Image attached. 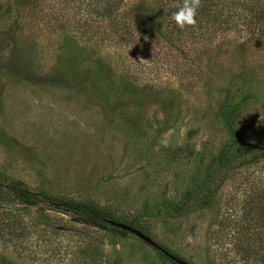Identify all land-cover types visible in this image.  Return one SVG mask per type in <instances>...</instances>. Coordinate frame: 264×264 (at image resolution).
Wrapping results in <instances>:
<instances>
[{
    "label": "rangeland",
    "instance_id": "374dc122",
    "mask_svg": "<svg viewBox=\"0 0 264 264\" xmlns=\"http://www.w3.org/2000/svg\"><path fill=\"white\" fill-rule=\"evenodd\" d=\"M126 1L121 18L144 33L131 44L81 0H0V181L93 199L128 221L197 188L187 215L141 225L192 264H246L239 226L220 222L264 230V151L253 147L264 142V26L196 41L160 24L152 0ZM239 82L258 87L239 124L249 148L199 187L230 141L219 112ZM4 196L0 264H177L129 231Z\"/></svg>",
    "mask_w": 264,
    "mask_h": 264
},
{
    "label": "trees",
    "instance_id": "16d2710c",
    "mask_svg": "<svg viewBox=\"0 0 264 264\" xmlns=\"http://www.w3.org/2000/svg\"><path fill=\"white\" fill-rule=\"evenodd\" d=\"M22 1L26 5H31L33 1L37 2V0ZM184 3L185 0H152L150 12L157 17L160 24L162 23L161 20L166 23L165 25H167L168 31L170 30L172 35L178 36L189 32L193 35L192 37L196 38V41H202L205 38H217L222 32L226 35L231 31L240 32L242 30L248 31L249 35L253 37L261 36L259 33L262 32V26H264V0H199L195 23L191 25L185 24L181 28L173 19V14ZM81 4L80 6L88 10L89 14L94 11L100 20L105 21V29L112 39L119 37L121 41L124 39L131 44L132 42L140 41V37L144 36L143 31L138 33L134 31L133 23L131 24L121 18V9L127 4L126 0H81ZM74 23L81 28L86 22L80 19L75 20ZM135 25L139 26V24ZM134 32L137 34L135 35ZM257 91L258 87L252 83L239 82L224 100L219 112V121L230 133L231 138L207 167L199 187L201 183H207L211 177L216 178V174L221 167L228 164L231 160H235L238 154L241 156L242 154L239 151L249 148L243 139L239 124L246 108L258 99ZM249 146H252V144ZM253 147L258 148L262 152V150L264 151L262 149L264 148V142ZM244 159H246L245 162L252 161L251 163L254 165L260 164L257 157L251 160ZM197 191V188H187L177 201L164 202L147 208L138 213L131 221L108 210L93 199H78L71 196H58L49 192L34 191L19 182L0 181V204L3 201H7L4 195H9V199H12V202L16 204L44 206L46 209L56 210L69 215L73 221L88 226L127 231L112 225L110 221L113 220L129 224L149 235V230L140 223L142 218L165 220L175 215H187ZM257 212L263 215L262 218L264 220V202L259 205ZM229 216L227 214L224 217L226 222L221 220L220 227L222 229L220 230L224 231L232 225L239 226L241 232L236 241V255L246 264H264V230L263 233H260L259 229L251 226V224L227 223ZM220 237H224V234H221ZM162 246L176 257L186 260L178 251L171 249L167 243H163ZM157 251L163 258L173 260L161 251Z\"/></svg>",
    "mask_w": 264,
    "mask_h": 264
},
{
    "label": "water",
    "instance_id": "95a60500",
    "mask_svg": "<svg viewBox=\"0 0 264 264\" xmlns=\"http://www.w3.org/2000/svg\"><path fill=\"white\" fill-rule=\"evenodd\" d=\"M110 223L114 226H117L121 229L127 230L133 234H135L136 236H138L139 238H141L142 240H144L145 242H147L148 244H150L151 246H153L154 248H156L157 250L161 251L162 253L166 254L167 256H169L171 259H173L176 263L178 264H192L187 260H183L180 259L178 257H176L175 255H173L171 252H169L168 250H166L162 245H160L158 242H156L153 238H151L149 235H147L146 233L142 232L141 230L123 223V222H117V221H113L111 220Z\"/></svg>",
    "mask_w": 264,
    "mask_h": 264
},
{
    "label": "clouds",
    "instance_id": "9594fccd",
    "mask_svg": "<svg viewBox=\"0 0 264 264\" xmlns=\"http://www.w3.org/2000/svg\"><path fill=\"white\" fill-rule=\"evenodd\" d=\"M199 5V0H185L184 5L173 14V19L178 26L183 28L185 24L191 25L195 23L196 9Z\"/></svg>",
    "mask_w": 264,
    "mask_h": 264
}]
</instances>
